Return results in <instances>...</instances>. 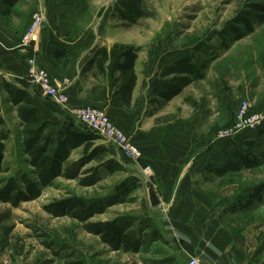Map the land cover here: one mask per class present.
<instances>
[{"label":"rangeland","instance_id":"rangeland-1","mask_svg":"<svg viewBox=\"0 0 264 264\" xmlns=\"http://www.w3.org/2000/svg\"><path fill=\"white\" fill-rule=\"evenodd\" d=\"M65 4L75 5L79 25L90 30L105 27L125 41L109 53L107 84L113 93L118 53L126 47H133L136 54L147 51L138 67L143 72L139 77L146 80L140 81L144 106L137 141L111 120L139 155L133 158L102 142L78 122L83 135L54 130L35 112L31 99L17 92L1 98L7 112L2 121L10 127L0 129L5 141L0 264H87L91 260L87 257L106 248L104 244L119 247L110 242L112 237H104L108 223H114L120 237H154L148 220L128 216L145 211L137 201L144 183L119 168L117 161L150 175L146 161L156 153L183 155L186 160L179 165L184 167L214 159L198 180L221 201L215 204V231L226 237V243L204 264H264V138L258 134L264 131V0H65ZM25 5L31 10L32 0ZM13 29L19 38L20 14ZM166 46L180 53L181 60L160 62L169 52ZM244 104L247 110L239 117ZM260 118L261 125L252 128ZM242 125L247 129L236 133ZM231 131L233 137H223ZM98 147L109 154L102 162L89 161L88 155ZM235 150L249 151L254 167L223 176L208 172L226 163ZM191 258L203 264L196 257L187 260Z\"/></svg>","mask_w":264,"mask_h":264},{"label":"crops","instance_id":"crops-1","mask_svg":"<svg viewBox=\"0 0 264 264\" xmlns=\"http://www.w3.org/2000/svg\"><path fill=\"white\" fill-rule=\"evenodd\" d=\"M28 3L29 0H0V129L10 127L7 121H2L7 112L1 106V98H8L9 93L17 92L31 99V105L39 117L61 133L69 131L73 136L85 134L76 125L71 110L94 106L104 108L110 119L125 133L128 131L126 134L136 142L138 133L142 131L141 114L144 106L140 105L144 101L140 81L146 80V77H139L143 72L138 67L143 65L142 60L147 51L141 50L137 54L134 64L136 83L127 108L123 105L120 86L115 81L119 75L115 61V76L110 86L115 89L114 93L108 89L107 84L110 50L117 44H125V41H120L117 35L111 36L105 27L90 30L79 25L75 5H66L65 0H32L31 10L29 5H25ZM7 8L9 13L5 11ZM36 12L45 15L46 23L34 47L24 48L21 46V38L32 14ZM19 14L23 32L16 38L13 36L16 31L13 27ZM166 47L169 52L164 60L159 57L160 62L166 59L181 60L180 53L175 54L174 49ZM103 50H106L108 59L101 65ZM31 55H35L37 64L49 73L56 86L65 87L66 108L45 98L27 81V59ZM152 65L150 70L154 71L156 64ZM3 83L9 89L3 88ZM130 109L133 111V122ZM0 141L4 145L5 141L1 138ZM184 158L183 155L164 153L150 155L146 162L150 164L152 172L145 176L139 168L128 167L121 159L117 161L119 168L144 183L137 201L146 212L138 217L128 216L135 220H148L149 230L154 237H120L117 249H110L104 244L106 248L97 249L87 257L91 259L87 264H106L108 261V264H183L190 257H196L204 264L219 248H223L226 237H221L220 232L215 231L218 224L214 218L215 204L221 201L211 197L213 192L204 190L202 181L198 180L205 176V167L214 159L204 158L199 160L197 167H184L179 165V162L186 160ZM150 190L158 199L156 206L149 199ZM131 228L135 229L133 226ZM131 247L134 249L131 250ZM241 248L236 250L240 251Z\"/></svg>","mask_w":264,"mask_h":264},{"label":"built area","instance_id":"built-area-1","mask_svg":"<svg viewBox=\"0 0 264 264\" xmlns=\"http://www.w3.org/2000/svg\"><path fill=\"white\" fill-rule=\"evenodd\" d=\"M46 23V17L40 12L33 13L30 18V23L26 29L25 34L21 39V46L24 48H33L37 43L41 30ZM27 81L36 88L45 98L60 105L62 108H66L67 96L65 95V88L56 86L54 80L49 73L40 67L35 59V55H31L27 59ZM247 106L244 104L241 109V115L245 113ZM71 114L77 120V122L84 128L90 130L93 134L98 136L102 142L117 146L125 154L136 158L139 154L136 153V149L128 141L121 130L111 122L107 113L96 107H83L71 110ZM262 119H258L252 128L260 126ZM256 126V127H255ZM258 128V127H257ZM247 129L245 126H240L238 132ZM235 135L233 131L224 135L225 138H231ZM144 175H148L147 171H142ZM183 264H200V262L191 258Z\"/></svg>","mask_w":264,"mask_h":264},{"label":"trees","instance_id":"trees-1","mask_svg":"<svg viewBox=\"0 0 264 264\" xmlns=\"http://www.w3.org/2000/svg\"><path fill=\"white\" fill-rule=\"evenodd\" d=\"M102 56L103 57L101 59V65H103L108 59V54L106 53V50L102 51ZM136 58V50L133 47H126L116 56V70L119 72V75L115 81L120 86V93L122 95L123 105L127 108L130 106L132 92L136 83V76L134 71V64ZM258 134L260 137L264 138V131L259 132ZM245 145L252 148L249 142H246ZM249 153V151L248 153H245L244 151L235 150L231 153L226 163H224L218 168L216 167L213 169H209L208 172L213 173L217 176H223L227 173L237 172L241 167L245 169L253 168L254 166L249 160ZM107 154H109L108 150L98 147L93 150L91 154L88 155L87 159L89 161L97 160L102 162V160L106 158ZM3 156L4 145L0 141V173L2 171ZM251 159L254 160L253 158ZM104 232V237H112L113 239H111V241L117 242L118 245L120 240V232L117 228L114 227V223L106 224Z\"/></svg>","mask_w":264,"mask_h":264},{"label":"water","instance_id":"water-1","mask_svg":"<svg viewBox=\"0 0 264 264\" xmlns=\"http://www.w3.org/2000/svg\"><path fill=\"white\" fill-rule=\"evenodd\" d=\"M149 199L153 206H156L158 204V199L152 190L149 191Z\"/></svg>","mask_w":264,"mask_h":264},{"label":"bare ground","instance_id":"bare-ground-1","mask_svg":"<svg viewBox=\"0 0 264 264\" xmlns=\"http://www.w3.org/2000/svg\"><path fill=\"white\" fill-rule=\"evenodd\" d=\"M144 175V174H143ZM145 176V175H144Z\"/></svg>","mask_w":264,"mask_h":264}]
</instances>
